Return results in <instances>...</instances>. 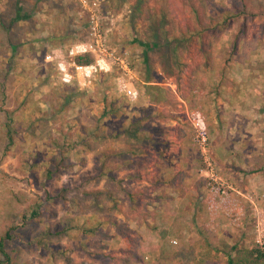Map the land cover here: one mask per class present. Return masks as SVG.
I'll use <instances>...</instances> for the list:
<instances>
[{
    "label": "rangeland",
    "instance_id": "rangeland-1",
    "mask_svg": "<svg viewBox=\"0 0 264 264\" xmlns=\"http://www.w3.org/2000/svg\"><path fill=\"white\" fill-rule=\"evenodd\" d=\"M215 2L101 1L102 26L108 29L110 46L139 74L135 79L139 96L130 100L117 90L116 77L121 74L118 66L112 73L97 74L88 86H82L76 82L63 83L54 61H49L52 50L64 51L70 44L89 37L87 12L77 0H0V238L10 226L15 227L14 238L6 245L11 255L9 264H74L76 245L72 241L78 238L75 242L80 247V236L87 237L88 244L93 246L99 238L108 239L121 233L132 250L139 242V233H133L126 225L132 217L161 220L163 215L170 216L166 211L162 214L147 208L153 203L149 190L165 187L169 169L173 170L170 175L181 172L188 178H173L176 182L167 184L169 191L182 186L180 191L187 196H197V204L228 215L226 220L202 210L197 217L201 229L193 231L194 236L205 235L210 241L198 246L203 256L197 258L194 248L186 246L188 264H195L202 257L209 259V264H227L222 252L219 254L222 257H215L217 250L213 246L223 245L237 258L235 250L228 249V242L237 245L240 255L247 259L250 257L246 251L252 248L264 254L260 244L264 242V191L259 178L264 167L263 118L251 115V125H247V113H242L251 112L255 104L258 110L259 102L255 99L252 103L241 102L240 89L235 84L220 100L211 94L219 90L212 82L227 83L232 76L222 69L223 58L227 56L223 49L229 41L226 36L218 35L222 26L211 33L220 41L216 47L210 45L209 33L199 42L193 37L181 41L184 32L185 35L196 27L192 14L212 11ZM263 2L253 0L248 4L256 11H263ZM19 8L20 17H17ZM218 11L225 12L220 7L213 10ZM203 22L199 19L197 27L203 28L200 23L208 24ZM261 24L260 19L251 21L249 30H258ZM154 33L156 37H152ZM140 41L155 43L147 53V61ZM147 62L150 69L145 66ZM257 62L260 61L254 60L252 64L258 68ZM148 77L156 82L147 88ZM202 78L207 83L199 84ZM197 89L204 91V95H196ZM111 100H116L113 106ZM191 109L225 112L220 114V130L215 132L207 124L209 164L193 140L194 131L187 117ZM137 126L145 132L137 133L139 136L136 134L134 139L131 134H125L127 128ZM127 139L138 144L141 141L142 152L134 157L135 170L146 174L139 181L124 183L128 188L136 186L143 194L136 198L133 216L131 211H123L126 204L124 197L119 198L123 192L116 181L122 174L118 168L119 153L128 145ZM231 143L234 148H227ZM75 162L82 163L76 173L84 174L83 168L87 166L95 178L86 184L74 181ZM154 167L162 170L155 169L160 177L157 182H150ZM100 169L106 174L101 180L97 178ZM85 186L92 189H84ZM191 188L198 190V195L191 193ZM80 189L92 195L88 196L89 202L78 194ZM99 190H106L107 196ZM76 198L82 201L79 208L88 209L89 213L82 214L76 211L77 207L67 204L69 200L77 202ZM88 214L90 218L81 219ZM23 215L28 220L21 226ZM86 222L92 227L82 230ZM177 228L175 225L166 232L171 245L178 246L183 239ZM90 230L92 235L88 234ZM161 230L167 229L161 227ZM184 243L188 244L186 240ZM100 254L97 262L122 264L115 250ZM0 260H3L1 252ZM151 260L153 264H167L164 258ZM232 264L240 263L235 259ZM254 264H264V259H255Z\"/></svg>",
    "mask_w": 264,
    "mask_h": 264
},
{
    "label": "crops",
    "instance_id": "crops-1",
    "mask_svg": "<svg viewBox=\"0 0 264 264\" xmlns=\"http://www.w3.org/2000/svg\"><path fill=\"white\" fill-rule=\"evenodd\" d=\"M215 1L217 2L213 4L214 6L213 10L215 7H220V10H222L224 6L227 9H231L232 6L234 5L237 6L241 5L240 0H220V1L215 0ZM257 6H261V5L258 4ZM213 10L206 12L205 14L193 13L192 14L193 15L192 19L194 21L193 25L196 27H193L190 30H188L187 34L185 35H184L185 32L183 33V35L180 34L181 41L182 38L185 39L186 41L188 38L193 37L199 42V40L201 41L203 40L202 37H204L203 36L204 34L206 35L209 33L208 35L211 36V40H212L210 45H212V47H216V45H219L220 41L217 37H216L217 39L216 38L214 39L211 33H213L214 30H217L218 27L222 26L221 31L218 33V35L221 34L220 36H226V39L227 40L229 39V41L226 42V45L224 46L225 48L223 49L224 53H226L227 56L223 58L222 69L224 71L227 70L228 74H232V76H229V78L232 79L233 82H231L230 79L227 80V83H225L224 80H221V82H217V84H214V82H212L211 85L212 86L217 85L219 87V90H217L216 93L215 91H212L211 94H215L217 96V100H220L221 96H224V93H226V91H231L233 84L238 85L240 89L238 90L239 91L238 96L242 99L241 102L247 101L252 103V100L255 99L257 100L256 102H259L260 105V108H258V110L255 109V105H256L255 104L251 106V112H242V113H247V117H248L247 125L248 124L251 125V121H250L251 115L254 117L258 116L263 118V128H264V2H263V11L257 10L252 13H245V14L240 13L235 16L234 14L228 15V13L225 12L220 13V11H218L219 14L214 13ZM197 15L200 18H198ZM199 19L204 20L203 23L207 22L208 24L206 25L204 24L205 25L204 26L200 23L199 24L200 27L203 28L197 27ZM259 19L263 20V25L261 24L258 30L255 31L249 30V25H248L249 22L251 21L258 22ZM215 35H217V33H215ZM152 37L155 36L152 35ZM131 40H133V38ZM254 60L260 61L257 62L260 64L258 68L252 64ZM203 66L207 68V63L203 62ZM230 71H234V73H229ZM238 74H242L243 76L240 77L238 76ZM202 79H200L199 84L201 83L204 84L206 82L204 79L203 80ZM212 81H216V80H214L213 78ZM145 83L151 85L152 83L155 82L145 81ZM199 84L197 88H199ZM255 87H260V88L255 89ZM198 93H201V96H203L205 92L197 89L196 95H198ZM232 93H236V92H232ZM238 96L235 97V99L238 98ZM140 113H141L140 115L144 114V112H140ZM202 113L206 118V122L208 126L210 125L209 128H211L213 131L216 132V130H218L219 127L221 126L219 124L220 114L223 113L224 115L225 112H202ZM124 132H126L125 134L128 135L131 134L132 137L134 136L133 137L134 139L137 133H143L145 131L142 130V127L137 126L135 128L134 127L127 128ZM127 140L129 141V139ZM140 145H141L140 140H139V144L138 141H134V142L129 141L126 148L125 149L122 148V152L119 153L121 154V159L119 160L120 165L118 166V168L121 169L122 174L120 177L119 176L117 177L116 181L119 182L118 187L121 190V192H123L122 194H119V198L124 197L126 206L123 208V211L124 210L131 211L132 216L133 214H135V208L138 203L137 199L139 197H142L143 194L141 193V190H139L136 186L132 188H128V186H125L124 183L125 181L126 182L131 181V183L139 181L142 179V176L144 177L146 175L145 173L142 175L141 170H135L136 164L134 157H138L136 153L142 152ZM227 148L233 149L234 144L232 143L229 144ZM124 155H126V157H124ZM81 164L82 163L80 162L78 163L75 162V164L73 165L72 177L74 181H78V182L83 181V184H86V182L91 181V179L93 180L95 176L91 174L89 170L90 168H87V166L83 168L84 174L76 173V171L81 169ZM93 167L94 164L92 166V170ZM155 169L156 171L162 170V168L159 170V168L157 169L154 167L153 174L151 172L153 178L151 176L150 182H157L158 177H160L159 174L156 176ZM168 171L169 172L167 173L168 174L167 180H164L165 187L157 191L156 188L149 190L151 192L150 197L152 198L153 203L148 204L147 208L148 210L153 208L154 211H160L161 213L162 211H166L170 215L169 218H164L163 215L161 220H152L150 218L143 220L141 218L137 219L134 217H132V219L130 220L128 219L129 221L126 223L127 227L131 228L133 230V233L136 234L139 233L138 236L139 242L136 245V247L133 248L132 250H130L129 245L127 244V238L123 236L121 233H118L117 235H113L108 239L99 238V241L94 243L93 246L88 244L86 240L87 237L80 236L79 239L80 241L78 244L80 245V247H77V244L75 242L78 240V238L72 241L74 245H76V251L74 252L73 255L74 264H99V263L102 264L101 261H98L99 263L96 261L98 260L99 256H101L100 253L112 252L113 250H115V253L117 255H120L117 257H120V259L122 258V264H128L127 263L128 261L129 262L131 261L132 262L131 264H153L151 260V258L153 257L154 258L157 257L158 259L164 258L167 264H188L185 257L187 253L186 246H192L194 248L193 253H195L194 255L195 258H197L198 256L200 257L203 256V251L200 252L201 248H199L198 246H202V244L205 243L204 242L205 240L207 242L210 240L208 238H204L206 237L205 235L194 236L193 231L196 232V230L201 229L200 225H198L197 217H199V214L202 212V210L207 211L210 214V216H213L215 215L214 213H216V215L220 216V218H226V220H228V215L226 213H220L219 210L217 212H213V209L211 207L205 208L201 206V203L197 204L195 198L197 196H194L193 194H189V196H187L186 193L180 191L182 186H179V188L175 186L174 190L169 191V186H167V184H172L173 182H176L173 180V178H178V179L183 178L184 180H188V178L185 176V173L181 174V172H179L178 174H175L173 172L174 174L172 173L170 175V173L173 170L169 169ZM97 175H99V173ZM104 177H106V174L103 172L100 173L99 177L97 178L101 180ZM259 178L261 179V182L263 181V191H264V167H263V176L260 175ZM160 181H163V178ZM77 185L79 187L80 184L78 183ZM84 189H92V188L86 187ZM191 189H192L191 193H195V195L196 194L198 195L197 192L198 190L194 188ZM84 191L85 190L80 189L78 193L79 195L84 196L85 198L84 200H86V198L88 199V196H92L90 193H84ZM99 192L100 194L102 195L105 194L107 196L106 190H99ZM185 198H187L186 202L184 201ZM193 198H195V200ZM76 201L77 202L74 201L72 202L69 200L67 204L69 206L73 205L74 208L77 207L76 211H79L82 214L86 212L89 213L88 209L82 210L79 208L81 207L82 201L78 200V198H76ZM89 201L90 200L88 199V202ZM191 201H193L192 203L195 206L194 208L191 205ZM117 202H120V200L118 201L117 199ZM165 204L166 206H164ZM119 205L121 204L117 203V206ZM96 207L97 210L99 211L98 207H100V205L98 204V206ZM263 213H264V208H263ZM90 215L92 216V213ZM90 215L81 216V219L87 220L88 218L91 217ZM166 223H168V225H166ZM83 225L84 226L81 227L82 230H86L87 228H84L86 226L88 228L92 227V225L89 222H86ZM175 225L179 226V228H177L179 229V237L180 235L181 236L183 235L182 236L183 239L182 241L179 240L178 246L171 245L170 240H168L166 236V232L168 233L169 230L172 229ZM63 227L65 229L67 228V226H63ZM161 227L162 229L165 228L167 230L163 231L161 230ZM227 227L230 228V225L227 224ZM91 233L92 231L90 230L88 234L92 235ZM89 239L91 240L92 236H89ZM185 240L188 242L187 245H185L184 243ZM116 243H118L119 245L116 246ZM232 244H233L232 242H228V245H230L228 249L233 246ZM115 248L117 249L121 248V250L124 248V251H117V249ZM80 249L83 250L84 253H82ZM213 249L217 250V254L215 255L216 258L222 257L219 255L221 252L226 259L234 256V253L232 251L230 252L229 250L224 249L223 245L222 248L220 246L215 245L213 246ZM88 251H90V253H87ZM213 252L215 254V251ZM78 253L79 254L82 253V254L79 255ZM123 257L125 258L123 259Z\"/></svg>",
    "mask_w": 264,
    "mask_h": 264
},
{
    "label": "built area",
    "instance_id": "built-area-1",
    "mask_svg": "<svg viewBox=\"0 0 264 264\" xmlns=\"http://www.w3.org/2000/svg\"><path fill=\"white\" fill-rule=\"evenodd\" d=\"M77 1L87 12L89 37L70 44L64 51L60 48L52 50V54L48 55L49 61H54L63 83L76 82L82 86H88L97 74L112 73L113 68L118 66L121 74L116 77L117 90L130 100H136L139 96L136 87L137 80H135L137 72L130 66L126 58L118 55L115 48L109 44L108 29H104L102 26L104 21V15L101 12L102 0ZM110 20L113 21L112 18ZM79 56H88L91 61L88 63L78 62ZM187 117L194 131L193 140L208 163L209 135L206 119L199 109L187 111ZM172 242L175 244L176 240H172ZM260 244L264 249V242Z\"/></svg>",
    "mask_w": 264,
    "mask_h": 264
},
{
    "label": "trees",
    "instance_id": "trees-1",
    "mask_svg": "<svg viewBox=\"0 0 264 264\" xmlns=\"http://www.w3.org/2000/svg\"><path fill=\"white\" fill-rule=\"evenodd\" d=\"M202 1V0H200ZM249 1H253V0H240V4L239 6L237 5H234L232 6L231 9H227L225 8H222V10H225V13H228V15H231V14H234L237 15V14H240V13H252V12H255V8H252L251 6H248V2ZM250 5V4H249ZM20 8L18 9L17 11V17H20L19 14H20ZM230 13V14H229ZM156 34L154 33V36ZM156 37V36H155ZM82 39H85V37H82ZM182 41H185V39H182ZM167 41H165L166 43ZM140 43L144 46V55H145V61H147V53L149 52V49L153 48L152 46L155 45V43H152V42H144V41H140ZM152 45V46H151ZM177 48V46L175 47V49ZM77 61L78 62H81V63H88L91 61V58L88 57V56H79L77 58ZM145 66L147 69H150L151 65L147 62L145 63ZM147 81H153V82H156V80H152L151 78L148 77ZM148 85L150 84H147V88L149 87ZM114 102L115 101H112L110 102V104L113 106L114 105ZM100 166H102V163L100 164ZM100 168V167H99ZM100 173H103V170H99V175ZM22 221H21V226L24 225L26 222H27V218H25V216L23 215L22 217ZM15 229L14 226H10L7 231L5 232V235H3L1 238H0V252L2 254V257H3V260H0V263L1 264H9V262L11 261V255H10V249H7L6 248V245L7 243L14 238V235L12 234V231ZM232 250H235V254L237 255V258H235L234 256L233 257H229L227 259V264H232L233 261L236 259L240 264H254V260L257 259H261L263 260L264 259V254L263 252H261L259 249L257 248H252L250 250H242V251H246V253L248 254V257L250 258H245L243 256L240 255L241 251L239 250L238 246L237 245H233L231 247ZM255 257V259L253 258ZM205 263V264H209L210 260L207 259L206 257H202L201 259L196 260L194 261L193 263Z\"/></svg>",
    "mask_w": 264,
    "mask_h": 264
}]
</instances>
